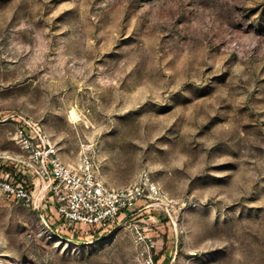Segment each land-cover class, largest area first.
Segmentation results:
<instances>
[{
    "label": "rangeland",
    "instance_id": "374dc122",
    "mask_svg": "<svg viewBox=\"0 0 264 264\" xmlns=\"http://www.w3.org/2000/svg\"><path fill=\"white\" fill-rule=\"evenodd\" d=\"M6 116L0 178L35 205L0 192V264H264V0H0ZM20 117L112 187L148 171L170 216L73 235L19 171Z\"/></svg>",
    "mask_w": 264,
    "mask_h": 264
},
{
    "label": "built area",
    "instance_id": "2783aa9c",
    "mask_svg": "<svg viewBox=\"0 0 264 264\" xmlns=\"http://www.w3.org/2000/svg\"><path fill=\"white\" fill-rule=\"evenodd\" d=\"M13 116L3 117L7 123ZM14 140L23 152L17 160L22 174L32 172L42 183L41 203L54 200L55 212L62 227L74 234L86 231L90 237H103L124 227L125 221L141 214L158 212L170 216L173 203L166 197L148 171L140 173L131 184L112 187L98 176L92 156L83 150L76 165L66 163L53 137L43 126L20 117L15 126ZM12 159V158H10ZM15 160V159H13ZM0 178V192L8 199L35 205V199L26 184ZM140 242L149 251L159 247L158 241L144 235L143 228L135 226ZM147 264H153L152 259Z\"/></svg>",
    "mask_w": 264,
    "mask_h": 264
},
{
    "label": "bare ground",
    "instance_id": "6f19581e",
    "mask_svg": "<svg viewBox=\"0 0 264 264\" xmlns=\"http://www.w3.org/2000/svg\"><path fill=\"white\" fill-rule=\"evenodd\" d=\"M72 117H73L74 119H76V120L79 119V118H78V115H77L75 112H72Z\"/></svg>",
    "mask_w": 264,
    "mask_h": 264
},
{
    "label": "crops",
    "instance_id": "0c3cea01",
    "mask_svg": "<svg viewBox=\"0 0 264 264\" xmlns=\"http://www.w3.org/2000/svg\"><path fill=\"white\" fill-rule=\"evenodd\" d=\"M4 165V163H0V166Z\"/></svg>",
    "mask_w": 264,
    "mask_h": 264
}]
</instances>
